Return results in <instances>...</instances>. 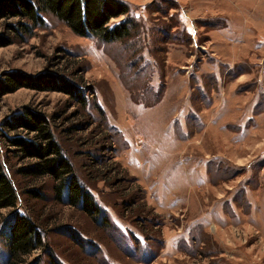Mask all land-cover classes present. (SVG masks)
<instances>
[{"label":"rangeland","instance_id":"1","mask_svg":"<svg viewBox=\"0 0 264 264\" xmlns=\"http://www.w3.org/2000/svg\"><path fill=\"white\" fill-rule=\"evenodd\" d=\"M121 1L139 26L123 42L45 15L32 38L0 48V76L56 73L84 92L80 109L20 89L0 100V124L25 106L57 117L54 136L100 211L17 177L16 211L39 219L47 248L24 264H264V0ZM0 160L12 179L1 147Z\"/></svg>","mask_w":264,"mask_h":264},{"label":"trees","instance_id":"2","mask_svg":"<svg viewBox=\"0 0 264 264\" xmlns=\"http://www.w3.org/2000/svg\"><path fill=\"white\" fill-rule=\"evenodd\" d=\"M45 15L62 21L76 36L105 43L128 40L139 27L130 16V7L121 0H0V23L5 30L0 33V48L12 44V37L22 42L32 38L35 30L45 28ZM123 16L124 20L111 24ZM20 89L61 93L69 98L72 106L84 109L87 105L84 92L67 77L56 73L26 76L8 72L0 76V100ZM55 120L57 117L50 118L42 110L25 106L0 124V147L12 175L10 179L0 160V210L11 211L1 222L8 264H24L36 251L47 249L39 219L19 215L16 211L19 191L15 188L20 185L17 177L31 187L49 179L54 184L56 202L62 203V198H66V205L72 208L92 217L100 214L92 195L80 184L54 136ZM12 160L23 165L13 171L10 168ZM28 195L34 200L44 198L41 191L33 188ZM51 264L58 262L52 258Z\"/></svg>","mask_w":264,"mask_h":264}]
</instances>
